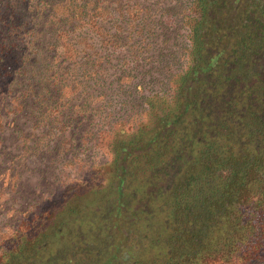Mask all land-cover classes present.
I'll use <instances>...</instances> for the list:
<instances>
[{"label": "trees", "instance_id": "1", "mask_svg": "<svg viewBox=\"0 0 264 264\" xmlns=\"http://www.w3.org/2000/svg\"><path fill=\"white\" fill-rule=\"evenodd\" d=\"M110 1L0 0V127L31 107L50 124L63 90L90 74L94 87L102 56L80 61L109 40ZM188 3L175 104L148 98L152 128L114 140L111 199L97 212L107 223L52 243L8 239L0 264H264V0Z\"/></svg>", "mask_w": 264, "mask_h": 264}, {"label": "rangeland", "instance_id": "2", "mask_svg": "<svg viewBox=\"0 0 264 264\" xmlns=\"http://www.w3.org/2000/svg\"><path fill=\"white\" fill-rule=\"evenodd\" d=\"M188 1L111 0L108 12L115 13L103 12L99 20L109 40L94 43L95 54L80 61L82 70L102 56L94 87L91 74L84 80L79 74L83 88L63 90L50 124L42 122L39 107L27 111L32 118L20 114L15 125L11 116L2 119L0 255L5 241L19 235L44 234L52 243V233H94L96 224L105 223L97 212L111 199L115 145L152 128L145 116L148 98L175 104L170 97L189 51L183 22ZM128 83L138 89L129 91ZM59 93L51 88L48 105L56 103ZM31 134L32 139H23ZM93 178L99 190L90 187Z\"/></svg>", "mask_w": 264, "mask_h": 264}]
</instances>
